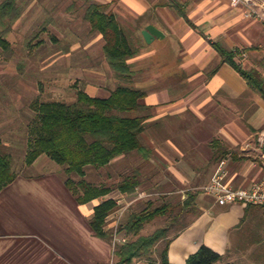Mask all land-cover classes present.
I'll return each instance as SVG.
<instances>
[{
    "label": "crops",
    "instance_id": "0c3cea01",
    "mask_svg": "<svg viewBox=\"0 0 264 264\" xmlns=\"http://www.w3.org/2000/svg\"><path fill=\"white\" fill-rule=\"evenodd\" d=\"M92 1L106 5V12L133 32L137 54L129 61L134 75L128 85L146 93L141 103L148 109V122L183 118L190 124L184 132L193 136H186L189 151L183 154L204 155L211 178L222 163L227 181L236 188H251L264 177V150L256 151L264 131V24L245 19L242 9L228 0ZM149 25L164 37L146 43L142 32ZM239 39L247 49L238 47ZM244 52L251 61L243 59ZM106 65L115 85L89 84L84 90L89 96L109 98L119 85ZM244 73H255L263 86H251ZM223 147L228 151H220ZM192 157L182 161L189 171ZM102 201L80 204L66 181L18 176L0 193V264H120L112 240L97 237L90 226ZM196 213L170 245L171 264H187L204 245L223 260L238 246L237 253H257L258 264H264V206H220L201 194ZM118 237L126 239L123 232Z\"/></svg>",
    "mask_w": 264,
    "mask_h": 264
},
{
    "label": "rangeland",
    "instance_id": "374dc122",
    "mask_svg": "<svg viewBox=\"0 0 264 264\" xmlns=\"http://www.w3.org/2000/svg\"><path fill=\"white\" fill-rule=\"evenodd\" d=\"M3 2L4 0H0V4ZM92 2L18 0L21 17L7 35L14 54L8 60L4 56L0 57V140L2 148L10 155L18 176L41 181H65L68 178L65 168L46 155L35 166L26 164L28 128L35 116L31 108L33 102L60 101L73 104L77 101V91L86 90L89 84L100 88L115 85L112 72L107 69L104 41L91 31L90 25L84 20V14ZM0 31H4L1 26ZM125 31L135 45L133 32L130 29ZM238 42L242 45L238 47L247 49L240 39ZM225 46L237 49L236 46ZM242 55L243 59L251 61L248 52ZM148 126L141 141L151 151L150 158L135 151L116 159L107 167H89L87 170L90 182L114 189L110 197L117 200L118 209L107 223V227H113L109 231L113 236L114 229L119 230L131 214L143 211L150 203L153 207H161L165 203L178 204L187 199L189 192L200 191L211 178L204 168V155L200 156L198 153L200 149L196 150L198 154L194 157L190 154L184 156L189 151L190 140L186 136L193 134H185L184 128L190 124L185 123L183 118L160 124L148 122ZM170 143L181 151L183 158ZM190 156L194 160L192 171L182 163L183 159L188 161ZM136 171L141 177V185L136 193H120L116 187ZM57 190L60 194L58 188ZM196 214L184 216L172 226L166 216L157 218L144 227L141 236H150L159 229L168 228V238L171 239L180 232L181 227L190 224ZM165 242L158 244L151 258H142L145 264H155L158 260L157 250H161ZM238 248L240 249L232 246L228 255L218 264L260 262L257 253H237Z\"/></svg>",
    "mask_w": 264,
    "mask_h": 264
},
{
    "label": "trees",
    "instance_id": "16d2710c",
    "mask_svg": "<svg viewBox=\"0 0 264 264\" xmlns=\"http://www.w3.org/2000/svg\"><path fill=\"white\" fill-rule=\"evenodd\" d=\"M106 5L90 3L84 20L91 31L102 35L105 42V59L114 71L119 85L109 98L89 96L84 90L77 91V101L67 104L60 101H35L31 108L35 113L28 128V152L26 164L32 166L41 156H48L53 162L65 168L68 176L67 188L77 197L80 204H88L103 199L95 208L90 222L95 235L104 240H112L113 233L106 227L109 217L118 209L117 200L110 197L114 189L106 185H96L87 179L89 167L101 169L116 159L135 151L150 158L149 151L142 143L143 134L148 130L147 108L141 103L146 93L128 85L133 78L129 61L137 54V49L113 13L106 12ZM21 9L18 0H4L0 4V57L6 60L13 56L14 48L7 40L8 33L20 19ZM227 54V53H226ZM232 62V56L228 55ZM254 88L263 85L255 73L243 74ZM220 151H228L223 147ZM226 153L219 156L225 158ZM18 178L10 155L2 148L0 140V193ZM140 174L136 171L116 187L126 195H133L141 185ZM201 193L189 192L187 199L178 204L165 203L161 207L149 206L141 212L131 214L120 226L126 241L116 250L120 264H133L144 257L151 258L159 243L166 241L161 250H157L155 264H171L169 248L173 238H168V228L159 229L150 236H141L144 227L160 217H167L170 225L179 223L185 216L197 211V199ZM188 225L181 227L180 231ZM223 256L207 246L192 255L187 264H218Z\"/></svg>",
    "mask_w": 264,
    "mask_h": 264
},
{
    "label": "built area",
    "instance_id": "2783aa9c",
    "mask_svg": "<svg viewBox=\"0 0 264 264\" xmlns=\"http://www.w3.org/2000/svg\"><path fill=\"white\" fill-rule=\"evenodd\" d=\"M233 8H241L245 19L264 24V0H228ZM259 148L256 151L264 150V131L258 137ZM246 149H251L250 144ZM264 157V153L262 154ZM222 163L211 180L201 187L200 193L215 199L220 206L241 204L245 206H264V177L254 182L251 188H236L227 181V173ZM118 204V202H117ZM112 239L115 251L126 239H119V230L114 229Z\"/></svg>",
    "mask_w": 264,
    "mask_h": 264
},
{
    "label": "water",
    "instance_id": "95a60500",
    "mask_svg": "<svg viewBox=\"0 0 264 264\" xmlns=\"http://www.w3.org/2000/svg\"><path fill=\"white\" fill-rule=\"evenodd\" d=\"M142 35L146 41V43L151 44L155 38H163L164 34L162 31L157 29L153 25H149L146 29L142 32Z\"/></svg>",
    "mask_w": 264,
    "mask_h": 264
}]
</instances>
